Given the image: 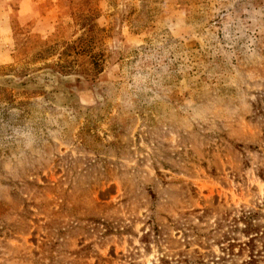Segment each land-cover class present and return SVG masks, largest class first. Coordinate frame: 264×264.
I'll list each match as a JSON object with an SVG mask.
<instances>
[{
  "label": "rangeland",
  "instance_id": "1",
  "mask_svg": "<svg viewBox=\"0 0 264 264\" xmlns=\"http://www.w3.org/2000/svg\"><path fill=\"white\" fill-rule=\"evenodd\" d=\"M230 231L264 264V0H0V264H246Z\"/></svg>",
  "mask_w": 264,
  "mask_h": 264
},
{
  "label": "trees",
  "instance_id": "2",
  "mask_svg": "<svg viewBox=\"0 0 264 264\" xmlns=\"http://www.w3.org/2000/svg\"><path fill=\"white\" fill-rule=\"evenodd\" d=\"M80 44V43H78ZM58 45H52L51 47H47L45 49V51H43L44 54H47L48 56H52L54 53H59V55L61 56L60 60H62L63 58H66V57H69L71 50H77V51H81L83 52L82 50L85 48V46H83V44H81V46L79 47V45H77L76 43L73 44V45H70V46H67V47H63L64 50L62 52H59L60 50H58L59 48H57ZM57 48V49H56ZM56 49V50H55ZM66 61V60H65ZM97 64V68L99 67L98 66V63ZM60 65V64H59ZM61 67L63 69H67V65H61ZM100 72V71H98ZM158 176H161L160 174H158ZM156 181H154V184L156 185L157 183H155ZM165 183L163 182L162 183V187L165 188ZM154 211V209L151 210V212ZM198 213L200 212V210H193V211H187V212H184V214L182 215H179L183 218H186V219H189V216L192 217L193 214L192 213ZM255 213H252V212H244L243 216L241 218H239V224L241 223H244L245 225V230H243V233H246L248 235V237H250L253 233H256L258 234L257 232L259 231L258 230V227L253 223L255 221V218H253V215ZM151 224V227H152V233H153V236H159L161 235V231H160V228L158 226H156L155 224L153 223H149ZM182 225L180 226H176L177 230H181L183 229V225L185 223H181ZM104 225V224H102ZM105 230L107 232V234L105 236H109L111 235L112 233V226L109 225V224H105ZM73 228V227H72ZM237 228V227H236ZM184 232L182 233L184 235L185 238L188 237V231H190L191 235H193V237H196V239L199 241V238H200V235L198 236V234H196V232L199 233V226L197 225H194L193 223L190 224V225H187V229H183ZM236 231H230L228 233H224V235L221 236L219 242H218V245H221L222 246V254H223V257H229L230 258H233L236 255V248L238 247L239 248V251L240 253L244 252V251H247L249 252V256H248V260L245 262L246 264H257L258 263V260H257V256L255 254V240L254 238H249V241L248 242H244V243H239L237 239H234L233 236L231 235L234 234ZM152 236V234H149L148 236H146L145 238H150ZM60 237H58V240L56 242V244H59L60 243ZM52 243V242H51ZM90 248L91 246L88 245V246H84L82 248H80L76 253V255H82L83 252L85 251H90ZM224 261V258H220L219 257V260H216V261ZM182 263L184 264H193V263H190L189 260H186V261H182ZM213 264H219V263H215V262H212ZM70 264H73V263H70ZM194 264H203V260L199 259V261L195 262Z\"/></svg>",
  "mask_w": 264,
  "mask_h": 264
}]
</instances>
